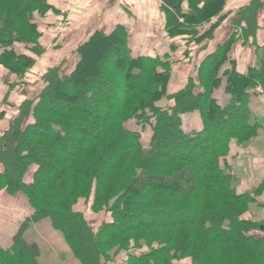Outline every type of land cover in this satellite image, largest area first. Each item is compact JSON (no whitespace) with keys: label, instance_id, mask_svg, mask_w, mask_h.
<instances>
[{"label":"trees","instance_id":"obj_1","mask_svg":"<svg viewBox=\"0 0 264 264\" xmlns=\"http://www.w3.org/2000/svg\"><path fill=\"white\" fill-rule=\"evenodd\" d=\"M160 1L168 36L185 43L173 60L134 54L118 25L80 43L67 69L38 70L15 46L42 57L47 33L35 14L59 12L48 0H0V84L21 98L11 101V92L0 103V205L14 208L23 193L33 209L13 246L0 247V264H42L25 235L45 219L81 264H116L122 253L121 264H264V219L252 214L263 188L240 193L226 164L234 142L259 132L249 102L264 90V44L245 73L235 52L264 26V0ZM180 63L197 75L178 87ZM38 84L39 93L27 92ZM189 113L199 128L186 132ZM130 121L142 130L128 129ZM80 201L107 218L88 220L75 209Z\"/></svg>","mask_w":264,"mask_h":264},{"label":"crops","instance_id":"obj_2","mask_svg":"<svg viewBox=\"0 0 264 264\" xmlns=\"http://www.w3.org/2000/svg\"><path fill=\"white\" fill-rule=\"evenodd\" d=\"M48 2L59 13L49 14L46 17L35 14V22L47 33L46 52L42 57H38L26 49L27 53H22L37 60L38 70L57 67L63 63V68L67 69L73 65V60L77 58L76 50L80 43L85 42L96 31L110 33L118 25H123L127 29L129 47L136 55L163 59L169 57V60H173L175 55H181L184 51L181 45L182 38H171L166 32L167 18L160 0H48ZM227 31L230 33L231 29ZM263 44L264 38L259 41L257 32L256 38L251 39L246 45L237 47L235 56L238 72L245 73L250 67H256L255 60H257L259 52L254 46L261 49ZM18 45L15 46V50ZM178 45V49H174ZM210 47H213V42L210 43ZM181 68L185 70L182 71ZM173 75L174 82L179 87L185 83L188 76L196 77L197 73L194 67L180 63L173 66ZM12 80L13 82L18 81L16 77H13ZM42 89L43 85L38 84L29 87L27 92L37 94ZM257 92L258 94L250 97L249 106L254 120L259 124L258 135L244 145L234 142L231 153L226 158L227 167L235 175L236 187L240 193L253 190L259 185L263 188L252 204L254 218L256 216L254 208L264 211V90L258 88ZM10 93L11 101L19 102L21 100L10 86L0 84V103ZM197 118L195 113L183 115V129L188 121L191 131L197 130L199 128ZM6 127L7 121L2 122L0 133ZM0 172H3V166H0ZM32 214L33 209L23 193L16 196L14 208L0 205V230L12 237L11 247L14 244V230L20 227ZM260 219L263 220L264 215L256 220ZM28 230H31V226ZM27 232L26 234L29 233ZM62 256L63 254H58V259L63 260Z\"/></svg>","mask_w":264,"mask_h":264},{"label":"rangeland","instance_id":"obj_3","mask_svg":"<svg viewBox=\"0 0 264 264\" xmlns=\"http://www.w3.org/2000/svg\"><path fill=\"white\" fill-rule=\"evenodd\" d=\"M258 38L259 41L263 40L264 38V27L260 28L258 31ZM182 47L184 48L185 51V43L184 41L182 42ZM26 46L24 44H19L16 47L17 53H27ZM183 51V52H184ZM2 52V49H0V53ZM91 52V49L87 51V54L89 55ZM182 52V53H183ZM29 53V52H28ZM258 57L255 63V66L259 65L260 58L262 57V52L260 51L257 55ZM75 60H73L74 63ZM182 71L185 69L181 68ZM180 87V86H179ZM222 98H223V104L228 103V96L224 92V90H221ZM222 100V99H221ZM161 106L166 107L167 103L166 101H163L161 103ZM126 127L132 131H141L142 127L139 126L135 121H130L129 123L126 124ZM184 130L186 132H190V123L187 121L186 124L184 125ZM146 131H143V141L144 143L147 144V135L145 133ZM37 166L32 165L29 169V172L26 175L25 181L30 184L33 182V177L36 172ZM23 196V195H21ZM77 211L85 212L86 217L88 220L97 222L98 224H101L107 217L104 213L102 214H93L91 213V210L88 209L87 205L85 204L84 201H80V203L76 206L75 208ZM254 213H255V218L254 219H259L264 215V211L262 209H256L254 208ZM262 220V219H260ZM259 221V220H258ZM33 225V226H32ZM31 225V230H28V234L25 235V238L27 239L28 242L30 243H37L40 247L41 250V257H40V262L42 264H80V262L74 258L71 250L68 247V244L65 243V240L61 234V232L57 231L56 229L53 228L50 219H45L41 221L40 223L37 224H32ZM10 243L8 245V243ZM13 243L12 237H10L7 233L3 232L0 230V246L4 248H10ZM58 254H63V260L58 259ZM127 259V254L122 253L118 256L116 259V264H121ZM113 264V263H111Z\"/></svg>","mask_w":264,"mask_h":264},{"label":"built area","instance_id":"obj_4","mask_svg":"<svg viewBox=\"0 0 264 264\" xmlns=\"http://www.w3.org/2000/svg\"><path fill=\"white\" fill-rule=\"evenodd\" d=\"M259 91H261V90H259Z\"/></svg>","mask_w":264,"mask_h":264}]
</instances>
